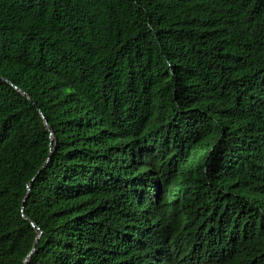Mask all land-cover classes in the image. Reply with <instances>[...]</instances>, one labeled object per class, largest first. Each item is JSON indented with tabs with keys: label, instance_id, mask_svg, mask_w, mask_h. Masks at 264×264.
Here are the masks:
<instances>
[{
	"label": "trees",
	"instance_id": "1",
	"mask_svg": "<svg viewBox=\"0 0 264 264\" xmlns=\"http://www.w3.org/2000/svg\"><path fill=\"white\" fill-rule=\"evenodd\" d=\"M0 264H264V0H0Z\"/></svg>",
	"mask_w": 264,
	"mask_h": 264
},
{
	"label": "water",
	"instance_id": "2",
	"mask_svg": "<svg viewBox=\"0 0 264 264\" xmlns=\"http://www.w3.org/2000/svg\"><path fill=\"white\" fill-rule=\"evenodd\" d=\"M45 123V126L47 127V123H46V121L44 122ZM27 262V261H26Z\"/></svg>",
	"mask_w": 264,
	"mask_h": 264
}]
</instances>
